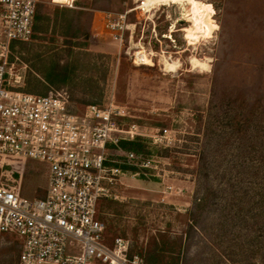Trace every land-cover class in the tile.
<instances>
[{"label": "rangeland", "instance_id": "1", "mask_svg": "<svg viewBox=\"0 0 264 264\" xmlns=\"http://www.w3.org/2000/svg\"><path fill=\"white\" fill-rule=\"evenodd\" d=\"M54 1L67 3L70 0ZM85 2L102 11L103 28L100 26V34L88 38L87 43L86 40L78 41L79 44L72 47L71 50L82 52L83 56L63 57L72 67L71 78L86 81L89 86L103 87L106 94L100 103L111 97L115 103L126 106L134 115L133 120L142 124V129L147 132L168 126L175 136L174 143L167 146L177 150L171 157L151 158L154 160L150 172L153 177L123 176L115 187L118 198H109L131 203L152 202L150 208L154 214L143 233L144 244L153 234L158 236L159 231H166L167 221H170L172 239L183 235L188 222L187 209L192 207L194 198L202 195L199 153L207 123L212 120L218 123L217 118L223 117L228 120L238 112L253 119L250 134H242L247 136L243 137L244 144L248 140L250 143L247 144L248 151L241 157L234 139L222 145L226 142L225 137L236 136V129L223 122L218 124L219 134L211 140L209 166L210 183L220 192L216 200L218 209L210 212V219L203 226L205 231L199 227L181 250L185 253L183 264H237L231 258V252L224 251L225 235L222 232L216 235L223 229L218 223L213 225L212 218L228 210V204L235 198L236 203L245 207L241 210L243 216L252 217L264 209V197L260 199L264 196V144L261 143L264 126V0H156L150 3L149 10L145 6L147 0ZM109 14L113 17L126 14L129 29L122 41H116L106 33L104 24ZM201 27L209 35L198 33ZM3 35L0 23V41ZM49 43L48 39L40 40L33 48L19 53L10 75L11 78L20 76L19 88L26 85L31 72L42 71L45 67L39 63L46 64V61H35L37 57L43 58L38 55V50L55 48L51 50L53 54L61 52L56 49L60 48L61 38H57L56 47ZM64 52L61 54L65 55ZM196 59L207 61L208 66L195 67ZM165 60L176 67H166ZM105 66L112 69L110 77L113 80L109 83L103 81ZM39 88L43 87L40 85ZM69 90L77 99L65 103L66 112L85 117L87 105L77 100L87 97L86 94ZM221 104L224 111L217 108ZM255 133L257 140H252ZM218 140L225 141L218 144ZM217 145L222 147L221 151H215ZM3 172L24 198L42 197L49 185V163L39 159L16 157ZM100 203H97L98 209ZM161 203L171 206L172 212L166 214L164 208H158ZM115 236L121 235L107 231V238ZM22 243V238L16 234L0 232V264H16ZM81 250L80 241L67 240V253L79 254ZM256 258L260 261V257ZM239 262L248 264L244 256ZM95 264L107 263L95 259Z\"/></svg>", "mask_w": 264, "mask_h": 264}, {"label": "built area", "instance_id": "2", "mask_svg": "<svg viewBox=\"0 0 264 264\" xmlns=\"http://www.w3.org/2000/svg\"><path fill=\"white\" fill-rule=\"evenodd\" d=\"M38 1L0 0L4 34L0 41V232L22 238L19 264H95V259L107 264H146L138 253H130L129 239L107 238L97 203L118 198L115 187L121 178L138 175L120 164L154 168L153 159L136 161L135 153L116 147L120 140L145 135L167 147L174 143L173 130L164 126L147 132L126 106L111 97L102 104H88L86 116L80 118L65 110V103L73 99L67 88L42 95L19 89L20 76L10 75L15 59L29 50L27 44L33 40ZM107 17L106 29L122 41L129 29L126 14ZM23 156L49 163V185L42 197H21L3 172L14 158ZM69 238L81 242V253H67Z\"/></svg>", "mask_w": 264, "mask_h": 264}, {"label": "trees", "instance_id": "3", "mask_svg": "<svg viewBox=\"0 0 264 264\" xmlns=\"http://www.w3.org/2000/svg\"><path fill=\"white\" fill-rule=\"evenodd\" d=\"M35 16L38 20L42 18L43 14L41 13V9H38L37 12L36 8ZM70 28L71 26L69 25V29ZM38 29L40 28L37 24L33 25V40L27 44L28 47L33 48L32 46L37 44V42H35L36 40L46 41L48 39L50 44L57 43V38L53 36V34L51 36H47L46 32H43L46 35L39 36L40 30ZM71 34L72 35L63 34L64 37L61 43L63 46L68 47L64 48L67 50L66 53L71 51V48L69 47L76 46L78 43L73 40V37H75L73 33ZM89 37L90 35L86 34V43ZM71 69L72 67L65 68L59 63V61L56 60L50 65V79H55L59 74H68ZM106 75L107 72L104 73L103 78L106 79ZM19 89L33 93L29 86H25L24 88L21 87ZM98 100L99 99L92 97L87 101L84 100L83 103L86 105L91 103L102 104ZM78 101L82 102V100ZM222 106L223 105L221 104L217 106V108L224 111ZM199 119L201 120V116H199ZM217 120L218 123L216 120L209 121L207 123L206 130L204 131L202 149L199 153V170L203 180L202 195L194 198L192 207L187 209L188 222L183 235L172 239V236L169 235V232L171 231L170 221H167L166 231H159L158 236L153 234V236L150 237L144 244L143 233L147 228L149 219L152 218L154 214V211L150 208L151 205H153L152 202L149 200L133 202L137 203L133 206V203L131 202H121L119 200L109 198L101 199L99 216L105 221L107 231L114 235L118 234L125 238H129L131 242L130 253H138L146 264H183L185 253L182 254L181 250L183 251V248L185 247L184 244L191 241L199 227L205 231V227L203 226L207 224L210 212L218 209V202L216 200L220 192L213 188L210 183L211 173L209 167L211 162V140L212 137L218 133V124H222L223 122L225 125L232 126L236 129V136L233 134L229 138L225 137L226 142L222 145H227V143H230V139H234V142L238 144L237 149L240 151V157L243 156V152L248 151L247 144L250 143V141L248 140V143L244 144L246 140L243 137L247 136L242 134L245 132L248 135L250 134V127L254 123L253 119L248 115H242V113L238 112L235 116L232 115L228 120H225L224 117L217 118ZM131 121L133 120L125 119V122L129 123ZM218 127H220V125ZM238 136L242 137H239L238 139ZM262 136L261 143L264 144V126ZM256 138L257 134L255 133L252 135V140H257ZM222 139L223 138L220 137V140ZM220 140H218V144L225 141ZM116 147L135 153L137 156L136 161H140L145 158L163 159L171 157L177 151L175 148H167L161 145H156L153 143L150 136L145 135H136L133 138L122 139L116 144ZM221 149L222 147L218 146L215 151L218 152L221 151ZM8 167L10 166H7L6 168ZM120 167H122L125 171L138 173L139 177L143 179L153 177L150 174L152 170L142 169L135 164H120ZM263 197L264 196L261 195L260 199ZM235 200L236 198L228 204V210L220 212L219 216L212 218V222H215L213 225L218 223L223 229V231H217L216 235H220V232L225 235L226 248H224V251L231 252L230 256L237 264H241L239 261L242 260L243 256L248 264H264V209L258 210L255 214L251 215L252 217H250V215L246 217L241 213L242 208H245L244 205H239V203H236ZM157 207L160 209L164 208L166 214H170L172 212V207L167 206L166 204L161 203L157 205ZM132 219L134 220L132 221ZM245 252L247 254L246 257ZM256 257H260V261L257 262Z\"/></svg>", "mask_w": 264, "mask_h": 264}, {"label": "crops", "instance_id": "4", "mask_svg": "<svg viewBox=\"0 0 264 264\" xmlns=\"http://www.w3.org/2000/svg\"><path fill=\"white\" fill-rule=\"evenodd\" d=\"M86 0H70L67 3H59L54 0H39L37 2V12L38 9H41V13L43 14L41 19H36V16L34 18V25H38L40 29V35L39 36H55L56 38H61V42L63 40L64 35L63 34H69L73 35V40L76 42L80 41H85L86 40V34H89L91 38L92 36H97L99 35V27L103 28L102 25V18L104 17L102 14V11L97 9L96 7H92L91 4H87L85 2ZM41 7V8H40ZM103 16V17H102ZM0 23L2 25V17H1V8H0ZM69 25L71 28L69 29ZM105 27V24H104ZM106 28V27H105ZM106 30V33L111 36L110 32ZM43 32H46L43 33ZM69 32V33H68ZM35 42H39L36 40ZM57 42V40H56ZM50 44V43H49ZM79 44V43H77ZM51 46H57V43L50 44ZM60 48L56 49H61V52L65 50L64 54H61V52L58 54H53L52 49L55 48H49L48 51H41L38 50V55H43V58L40 59V57L35 58L36 62L41 61H46L45 63H39L41 65H45V67L41 70L38 71H33L31 72L32 75L28 76V80L26 81L25 86H29V88L32 90L33 94L37 95H42L46 94L50 90H55V89H61V88H69L73 89L75 91H78L81 94H86L85 96L87 97H95L99 99L98 101H102V96H105L106 94L105 89L103 87H94V86H89L85 84V82L81 79H73V70L71 69L70 73H65V74H59L55 79H50L51 75V70H50V65L51 63L55 62L56 60L59 61L61 65H63L65 68H70L69 62H66L63 57L66 58H75V57H81L84 54L82 52L76 53L75 51L71 50L69 53H66V49L68 48L63 46L61 43L59 45ZM73 47V46H72ZM72 47H69L72 49ZM64 49V50H63ZM34 51V49H33ZM36 51V50H35ZM81 51V50H80ZM68 54V55H67ZM40 55V56H41ZM69 56V57H67ZM42 57V56H41ZM49 58V59H48ZM52 58V59H51ZM70 62L72 60L68 59ZM74 61V60H73ZM104 68V73L107 72L106 79L103 78V81L105 82H111L113 79L110 77L112 69L109 68L110 66H105ZM103 73V74H104ZM40 75L43 77L41 78ZM37 77V78H36ZM40 79L42 83L40 82ZM72 79V80H71ZM92 84V83H91ZM105 84V83H104ZM107 84V83H106ZM40 85L43 88H39ZM24 86V87H25ZM22 87V88H24ZM40 89H43L40 91ZM28 92V91H27ZM31 93V92H30ZM92 95V96H88ZM96 95V96H93ZM87 97L79 98L78 100H82V102L85 100H89ZM77 99V98H75ZM74 99V100H75ZM77 100V101H78ZM16 264H19V256H17V262Z\"/></svg>", "mask_w": 264, "mask_h": 264}, {"label": "bare ground", "instance_id": "5", "mask_svg": "<svg viewBox=\"0 0 264 264\" xmlns=\"http://www.w3.org/2000/svg\"><path fill=\"white\" fill-rule=\"evenodd\" d=\"M181 1V0H180ZM153 2H156V0H147V3L145 4V6H146V10H149L150 8H149V5H150V3H153ZM198 33H205L206 35L208 34L209 35V32H207L204 28H200V30H199V32ZM205 36V35H204ZM165 65H166V67H168V68H170V69H173V68H175L176 66V64H174V63H172V62H169V60L167 61V60H165ZM195 67H202V68H205V67H207L208 66V63H207V61H201V60H198V59H196V60H194V64H193Z\"/></svg>", "mask_w": 264, "mask_h": 264}]
</instances>
